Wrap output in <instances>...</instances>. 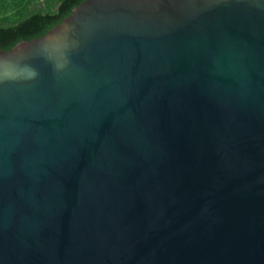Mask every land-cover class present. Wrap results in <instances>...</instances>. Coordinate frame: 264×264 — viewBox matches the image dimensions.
<instances>
[{"label": "water", "instance_id": "95a60500", "mask_svg": "<svg viewBox=\"0 0 264 264\" xmlns=\"http://www.w3.org/2000/svg\"><path fill=\"white\" fill-rule=\"evenodd\" d=\"M0 264H264V0H82L0 49Z\"/></svg>", "mask_w": 264, "mask_h": 264}, {"label": "trees", "instance_id": "16d2710c", "mask_svg": "<svg viewBox=\"0 0 264 264\" xmlns=\"http://www.w3.org/2000/svg\"><path fill=\"white\" fill-rule=\"evenodd\" d=\"M82 0H0V49L44 34Z\"/></svg>", "mask_w": 264, "mask_h": 264}]
</instances>
